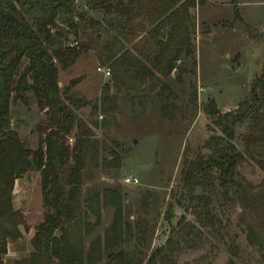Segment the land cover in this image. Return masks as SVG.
<instances>
[{
	"label": "trees",
	"instance_id": "1",
	"mask_svg": "<svg viewBox=\"0 0 264 264\" xmlns=\"http://www.w3.org/2000/svg\"><path fill=\"white\" fill-rule=\"evenodd\" d=\"M211 1L88 0L82 7L78 0H0V264L8 241L21 235L24 221L13 209L12 193L16 180L30 171L38 174L45 211L31 238L34 251L22 264H100L103 260L104 264H174L176 238L188 237L193 245L204 232L227 243L228 264H236L242 251L237 234L219 216L225 215V203L241 209L246 241L264 264V178L253 186L239 173L246 156L264 170L263 74L254 79L249 96L234 111L221 112L214 100L203 105L215 128L199 150L190 152V158L189 150L184 151L176 204L185 213L156 248H151L152 223L144 216L133 221L125 216L124 196L118 188L92 187L83 192V175L118 172L123 166L120 145L108 134L99 139L94 130L107 129L115 120L119 97L108 94L109 82L95 101L78 91L77 78L59 86V71L70 69L90 50L99 51L112 69L151 76L147 63L151 53L140 51L142 57L137 58L122 43L144 31L147 39L160 33L166 36V41H156L160 48L148 62L153 69L165 70L168 78L182 54H192L191 10ZM137 17L141 20L133 29L131 22ZM234 20H241L238 10ZM11 47L15 57L7 52ZM157 95L161 118L173 120L176 107L171 102L176 94L164 81ZM190 102L196 105V96ZM32 104L43 115L32 129L38 135L35 146L20 138L12 115L15 107L30 109ZM90 105L103 115L101 121L87 124L77 113ZM146 196L141 206L147 204ZM109 209L113 217L104 234L86 245L85 237L93 234L102 211ZM187 215L195 223L187 222ZM172 219L169 208L166 223Z\"/></svg>",
	"mask_w": 264,
	"mask_h": 264
},
{
	"label": "rangeland",
	"instance_id": "2",
	"mask_svg": "<svg viewBox=\"0 0 264 264\" xmlns=\"http://www.w3.org/2000/svg\"><path fill=\"white\" fill-rule=\"evenodd\" d=\"M78 2L83 7L88 0ZM236 10L239 11L240 21L234 20ZM191 11L194 13L193 26L189 27L192 54H182L180 61L175 63L177 69L168 78H165V70L153 69L149 63L151 76L148 77L112 69L101 53L93 50L77 58L70 69L60 70L58 74L60 88L67 86L74 78L79 79L76 87L88 100H99L107 82L108 94L119 97L115 120H110L107 129L94 130L99 139L108 134L120 145L118 153L123 166L118 172L97 170L90 177L83 175V192L92 187L118 188L124 196L125 216L130 221L144 216L152 223L154 233L151 248L164 244L172 226L185 213L176 204L184 151L189 150L190 158L191 153L204 145L215 128L211 118L202 110L203 105L214 100L221 112L234 111L238 103L249 96L254 79L260 74L264 75V0H234L231 5L222 7L207 4ZM138 22L133 21L131 28L134 29ZM132 42L134 37L129 36V41L122 43L129 47ZM142 43L143 40H140L136 46L141 47ZM98 68L109 69L110 74L105 77L97 71ZM164 81L177 96L171 102L176 107L173 120L161 118L158 110L157 92ZM191 96H196V105L191 104ZM77 113L87 124L93 119L101 121L103 117L91 105ZM12 115L13 128L20 138L35 146L38 135L32 129L43 116L36 105L32 104L30 109L17 106ZM68 142L71 144L72 139ZM245 158L239 173L251 185L257 186L264 178V170L253 158ZM127 176L137 178L139 184L125 183ZM142 196L147 197L145 206H141ZM12 198L13 209L22 215L24 224L19 227L20 237L8 241L2 264H22L34 251L31 238L36 226L42 222L45 211L38 174L30 171L17 179ZM169 208L173 219L167 224L165 214ZM223 208L226 209L225 215L219 216L224 224L227 222L231 226L232 233L237 234L236 241L242 251L241 259L236 260V264H263L258 259V252L246 241V225L241 220V209L236 204L226 203ZM102 212L101 221L93 234L85 237L86 245L94 237L102 236L112 220L111 209ZM93 220L90 219V222ZM186 220L195 223L193 216L187 215ZM176 240L174 264L229 262L227 243L214 239L207 232L193 245L188 237H178ZM133 243L130 242V246ZM105 262L103 260L100 264Z\"/></svg>",
	"mask_w": 264,
	"mask_h": 264
},
{
	"label": "crops",
	"instance_id": "3",
	"mask_svg": "<svg viewBox=\"0 0 264 264\" xmlns=\"http://www.w3.org/2000/svg\"><path fill=\"white\" fill-rule=\"evenodd\" d=\"M234 0H212L211 3H209L211 6H215V7H222V6H229L231 5V3L233 2ZM137 20H141V17H137L135 18L134 20H132V22L134 21H137ZM131 22V23H132ZM133 25V24H131ZM164 32V35H166V30L163 31ZM140 40H143V43H142V46L139 47V46H136L138 44V42ZM166 41V36H163L162 33L158 34L157 36H155L154 38H148L147 39V31H144L143 33H140L138 35V37H136L134 39V42H132L131 44H129V47L128 49L133 53V55L135 57H142V55L140 54V51H144V52H148V53H151L147 56L148 60L151 61V59L153 57H155V54H156V51H158V46H156V41ZM166 53H169V51H166ZM165 53V55H166ZM147 60V63H150L148 62Z\"/></svg>",
	"mask_w": 264,
	"mask_h": 264
},
{
	"label": "built area",
	"instance_id": "4",
	"mask_svg": "<svg viewBox=\"0 0 264 264\" xmlns=\"http://www.w3.org/2000/svg\"><path fill=\"white\" fill-rule=\"evenodd\" d=\"M97 71L98 72H102L105 75V77L110 74L109 69L102 70V69L98 68ZM124 182L127 183V184H131V185H138L139 184L138 179L134 178L132 176L125 177Z\"/></svg>",
	"mask_w": 264,
	"mask_h": 264
},
{
	"label": "water",
	"instance_id": "5",
	"mask_svg": "<svg viewBox=\"0 0 264 264\" xmlns=\"http://www.w3.org/2000/svg\"><path fill=\"white\" fill-rule=\"evenodd\" d=\"M49 1H54V0H49ZM7 52H10V54H11L12 57H15V55H16V50L15 49H12V47L9 48V50Z\"/></svg>",
	"mask_w": 264,
	"mask_h": 264
}]
</instances>
